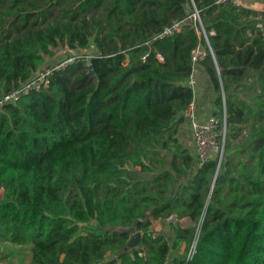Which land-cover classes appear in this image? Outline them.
<instances>
[{
    "label": "trees",
    "instance_id": "1",
    "mask_svg": "<svg viewBox=\"0 0 264 264\" xmlns=\"http://www.w3.org/2000/svg\"><path fill=\"white\" fill-rule=\"evenodd\" d=\"M195 10L208 41L190 23L160 36ZM262 21L217 0H0V99L58 48L97 51L0 106V241L29 245L28 264H264ZM198 46L226 119L219 169L178 136ZM147 212L168 231L139 223L125 249L109 227Z\"/></svg>",
    "mask_w": 264,
    "mask_h": 264
},
{
    "label": "built area",
    "instance_id": "2",
    "mask_svg": "<svg viewBox=\"0 0 264 264\" xmlns=\"http://www.w3.org/2000/svg\"><path fill=\"white\" fill-rule=\"evenodd\" d=\"M217 2H231L237 6L264 11V0H217ZM184 23H190L194 25L197 28L198 33L204 35L208 41L207 33L202 26L197 10L191 13L186 19L176 21L172 25L165 27L160 36H169L179 32L182 29ZM258 27L264 37V21L260 22ZM82 51L84 53L83 56L71 55L64 58L62 61H58L52 65H45L40 68L32 79L14 88L10 92L4 93L0 99V106H2L4 103H15L20 99L21 96L25 94L47 88L50 84V76L53 71L65 68L69 64L74 63L82 58L89 60L91 56L97 54V51L93 48L91 50L84 49ZM206 54L207 51L201 46H198L192 51L193 69L189 76L188 84L194 88L197 84L198 72L196 63L202 60ZM223 97L225 98V96ZM183 114L189 122L194 142V149L198 159L203 162L215 158L218 160V163L221 164L224 156V141L226 134L225 116L222 120L215 114L201 118L197 111L196 97L190 101ZM195 244L196 242L192 244L189 251L187 252V258H191L195 252Z\"/></svg>",
    "mask_w": 264,
    "mask_h": 264
},
{
    "label": "crops",
    "instance_id": "3",
    "mask_svg": "<svg viewBox=\"0 0 264 264\" xmlns=\"http://www.w3.org/2000/svg\"><path fill=\"white\" fill-rule=\"evenodd\" d=\"M59 60L58 52L56 55L49 59L45 65L54 64ZM196 91V100H197V111L201 118L208 117L211 114H214L216 110L215 106V92L211 85L210 80L203 74L202 71L197 72V84L195 86ZM223 96H225L223 92ZM178 136L180 141L188 148L194 149V142L191 133V128L188 122H184L180 128Z\"/></svg>",
    "mask_w": 264,
    "mask_h": 264
},
{
    "label": "rangeland",
    "instance_id": "4",
    "mask_svg": "<svg viewBox=\"0 0 264 264\" xmlns=\"http://www.w3.org/2000/svg\"><path fill=\"white\" fill-rule=\"evenodd\" d=\"M88 49L91 50L92 48L90 47ZM56 52H58V57H59L58 61H62L64 58L69 57L71 55H77V56L84 55L82 50L76 51V50L69 49L66 47L58 48ZM233 142L236 143L237 141L234 140ZM181 222L183 224L191 223V221H189L188 219H182ZM164 228H165L164 232L168 231L167 222ZM184 251H185V244L183 243L180 247L179 254H182ZM175 254L176 252L174 251L172 253V256ZM2 258H9L10 261L14 264H28L31 259L30 246L29 245H25V246L14 245L6 241H0V260ZM0 264H3V263L0 261Z\"/></svg>",
    "mask_w": 264,
    "mask_h": 264
},
{
    "label": "water",
    "instance_id": "5",
    "mask_svg": "<svg viewBox=\"0 0 264 264\" xmlns=\"http://www.w3.org/2000/svg\"><path fill=\"white\" fill-rule=\"evenodd\" d=\"M91 69L93 67L91 66ZM220 167V163H218V169ZM177 218L176 215H173L169 222L174 221ZM139 223H143L145 226H148L149 231H154L156 233H162L164 231V226L166 222L162 219L155 218L150 212L146 213L144 218H137L134 220L133 224L130 226H111L109 227L110 230H118L122 232H129L131 233V237L127 242L125 249L135 248L140 244L141 237L144 234L142 229L138 228Z\"/></svg>",
    "mask_w": 264,
    "mask_h": 264
}]
</instances>
